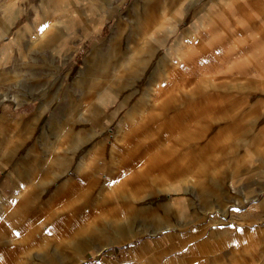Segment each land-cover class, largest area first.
Wrapping results in <instances>:
<instances>
[{"label":"rangeland","instance_id":"1","mask_svg":"<svg viewBox=\"0 0 264 264\" xmlns=\"http://www.w3.org/2000/svg\"><path fill=\"white\" fill-rule=\"evenodd\" d=\"M208 2L0 0V108L27 118L0 146V195L31 189L37 207L0 202V264H115L165 224L213 244L264 194V76L193 71Z\"/></svg>","mask_w":264,"mask_h":264},{"label":"crops","instance_id":"2","mask_svg":"<svg viewBox=\"0 0 264 264\" xmlns=\"http://www.w3.org/2000/svg\"><path fill=\"white\" fill-rule=\"evenodd\" d=\"M197 10L199 12L201 9ZM203 14L204 25L198 32L204 29L206 33L204 40H198L201 44L198 46L204 50V57L201 64L199 61L197 65L194 64L196 68L193 71L205 75H240L256 81L260 80L261 76H264V0H211L196 14L195 20ZM214 33L216 35H213ZM217 36H221L222 39L219 40ZM220 43L223 44L221 47L218 46ZM217 49L223 51L221 57L212 55V51ZM190 56L191 53L188 63L191 60ZM259 102L261 103V99ZM26 119L24 114L15 113L8 105L0 108L2 148L6 149L10 141L27 138L26 132L18 125ZM18 169L23 172L27 170L22 167H17ZM11 175L13 177H8V173L6 174L3 185L10 180L13 182L15 174L11 173ZM64 184L73 187L67 180L62 186H65ZM159 184L164 185V183ZM154 185L158 186V191H161L158 183ZM174 188L175 186H171L167 191H178ZM43 189L44 187L41 192H44ZM19 191H23L24 194L19 195ZM19 191L5 199L0 195V202L13 204L16 201L15 206L18 210L26 202L28 205L25 214L29 213L28 216L35 214L37 207L32 200L31 189L23 188ZM179 199L180 197H174L169 204L175 205L176 200ZM158 207L159 205H155L151 212L158 210ZM137 209L142 211L141 208ZM236 212V222H228L218 229L214 228L221 234L213 243V247L210 246L213 245L211 241L214 239L215 231L205 233L201 227L172 230L168 224H165L160 226L161 233L158 236L146 238L138 247L136 245L128 250L125 257L115 264H145V261L148 264L149 260L152 264H264V194L248 200L247 205ZM63 216L61 214L60 218L62 219ZM245 220L250 222L249 226H244ZM167 233L169 235H166ZM198 235L200 237L193 240ZM246 236L248 239L245 238ZM49 238L53 239L51 236ZM106 246L97 247L96 253ZM169 251H173L171 255H164V252ZM88 255L95 256L93 253ZM77 261H81V264H105L104 261L85 260V257Z\"/></svg>","mask_w":264,"mask_h":264},{"label":"bare ground","instance_id":"3","mask_svg":"<svg viewBox=\"0 0 264 264\" xmlns=\"http://www.w3.org/2000/svg\"><path fill=\"white\" fill-rule=\"evenodd\" d=\"M44 1H46V2H51V3H54L56 0H44ZM150 14V15H149ZM149 15V16H148ZM144 16H148L149 18H151V17H153L152 16V12H151V10L150 9H144V15H140V18H142L143 19V17ZM180 16V13L178 12V13H176L174 16H172V17H170L169 19H168V21H176V19L178 20V17ZM144 21V20H143ZM144 25V24H143ZM143 25H142V27H143ZM194 30H196V28L194 29ZM192 32L193 31H191V32H189V34L190 35H192ZM143 35H144V33H143ZM146 35V34H145ZM193 37H194V34H193ZM8 38L5 36L4 37V41H9V39L7 40ZM144 58H142V57H140V54H138V53H136V56H135V54L132 56V58H131V63H132V65L130 66V67H136V69H138V70H142V69H144L145 68V63H144ZM16 69V68H15ZM18 194L19 195H22L23 194V192H18Z\"/></svg>","mask_w":264,"mask_h":264},{"label":"snow or ice","instance_id":"4","mask_svg":"<svg viewBox=\"0 0 264 264\" xmlns=\"http://www.w3.org/2000/svg\"><path fill=\"white\" fill-rule=\"evenodd\" d=\"M48 27H49L48 24H44V25L39 29V31L44 32ZM202 62H203V61H202ZM237 211H238V210H237ZM15 235L19 236L20 233L17 232V233H15Z\"/></svg>","mask_w":264,"mask_h":264}]
</instances>
